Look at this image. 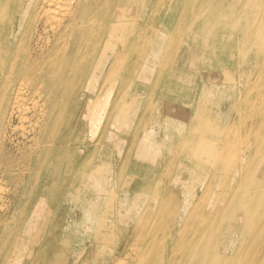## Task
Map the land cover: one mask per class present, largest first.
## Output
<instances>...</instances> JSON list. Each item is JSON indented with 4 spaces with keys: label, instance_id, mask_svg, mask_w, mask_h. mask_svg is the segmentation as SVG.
<instances>
[{
    "label": "bare ground",
    "instance_id": "bare-ground-1",
    "mask_svg": "<svg viewBox=\"0 0 264 264\" xmlns=\"http://www.w3.org/2000/svg\"><path fill=\"white\" fill-rule=\"evenodd\" d=\"M187 2L0 0V264H133L149 218L179 245L264 157L259 56Z\"/></svg>",
    "mask_w": 264,
    "mask_h": 264
},
{
    "label": "rangeland",
    "instance_id": "rangeland-1",
    "mask_svg": "<svg viewBox=\"0 0 264 264\" xmlns=\"http://www.w3.org/2000/svg\"><path fill=\"white\" fill-rule=\"evenodd\" d=\"M187 1L201 15L195 23L200 37L215 39L211 46L239 51L241 57L249 50L258 54L255 76H259L257 86L264 85V0ZM252 99L248 111L257 122L264 111V91L256 98V107ZM57 102L64 109L76 106L77 100L60 98ZM225 205L206 215L200 212L194 220L184 219V241L179 245L171 239L164 241L163 231L154 230V218H149L146 242L133 264H264V157L242 174ZM9 233V225L0 218V253L10 244Z\"/></svg>",
    "mask_w": 264,
    "mask_h": 264
}]
</instances>
